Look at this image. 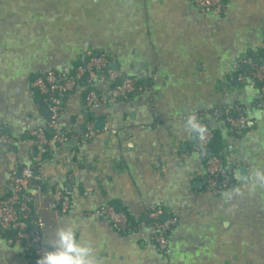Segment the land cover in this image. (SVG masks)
Segmentation results:
<instances>
[{
	"label": "crops",
	"instance_id": "obj_1",
	"mask_svg": "<svg viewBox=\"0 0 264 264\" xmlns=\"http://www.w3.org/2000/svg\"><path fill=\"white\" fill-rule=\"evenodd\" d=\"M223 2L215 16L194 0H0V130L14 140L0 142V198L31 165L30 131L50 119L32 79L50 70L67 76L98 51L140 82V90L114 102L89 105L82 85L60 99L56 126L69 140L42 162L41 186L27 187L48 251L58 230L71 227L94 264H264V107L251 76L241 83L233 68L264 47V0ZM98 89L108 97L109 83L98 81ZM235 104L250 115L241 137L221 119H207L234 177L214 196L196 131L181 117ZM62 192L70 194L65 211ZM109 204L135 226L120 233L97 215ZM156 207L175 218L167 256L153 241L149 213ZM40 260L0 228V264Z\"/></svg>",
	"mask_w": 264,
	"mask_h": 264
},
{
	"label": "built area",
	"instance_id": "obj_2",
	"mask_svg": "<svg viewBox=\"0 0 264 264\" xmlns=\"http://www.w3.org/2000/svg\"><path fill=\"white\" fill-rule=\"evenodd\" d=\"M194 3L202 13L215 16L220 15L224 8L223 0H194ZM243 62H245L244 57L234 61V70L237 71ZM99 71H101V74H98ZM246 77L238 74L241 83L246 82ZM81 79H84L83 81L87 84H90L92 80L107 83L119 81L113 88L109 89L107 98L101 97L94 89L89 90L85 97L89 105L106 101L114 102L141 89L140 82L137 79L126 77L120 71L111 67L103 54L92 55L91 52L88 54L85 64L83 66L77 65L67 76H62L50 70L32 79L31 85L44 97L48 104L50 119L44 126H38L30 131V137L38 148L31 157V165L22 167L19 171V177L13 179L12 194L8 197L0 198V228L13 230L15 232L14 241L20 244L25 252L34 248L33 255L37 259H41L48 252V249L36 221L34 227H31L28 223L27 216L30 211V200L29 196L26 195L27 187L31 179L34 178V165L40 163V154L46 151L47 146L65 140V137L62 136L56 126L61 110L60 99L63 95L72 91ZM251 79L259 90L261 99L258 106L262 108L264 107V63L254 67ZM181 118L188 122L192 120L195 125V149L205 164V185L212 195L223 194L224 191L233 185L234 177L232 170L227 165L226 145L223 140V147L218 153L206 154L209 151V143L214 137L213 129L208 125L207 119H221L230 135H240L249 125L250 115L245 107L234 105L232 107L220 106L208 111H197L183 115ZM47 126H52L55 130L51 138L45 135L44 130ZM88 131L89 135L93 134L90 127H88ZM0 142L11 145L14 140L0 130ZM35 179L37 181L41 180L38 176H35ZM69 195L68 192H62L60 195L63 211L67 209ZM96 213L109 219L116 230H119L127 221L126 216L115 211L111 205L100 207ZM162 215H164V211L159 207L153 208L149 213L155 231L153 241L157 245L158 251L162 255L167 256L171 253L170 230L175 224V218L162 219Z\"/></svg>",
	"mask_w": 264,
	"mask_h": 264
},
{
	"label": "trees",
	"instance_id": "obj_3",
	"mask_svg": "<svg viewBox=\"0 0 264 264\" xmlns=\"http://www.w3.org/2000/svg\"><path fill=\"white\" fill-rule=\"evenodd\" d=\"M91 54L92 55H99V54H102L101 52H98V51H91ZM108 63L110 62L108 60V58L106 57ZM245 62H243L239 69L235 72L236 74H240L242 76H251L252 75V72H253V69L255 66L263 63L264 61V47L262 48H259L257 50H251V51H247L245 53ZM86 62V61H85ZM85 63L83 64H79V65H84ZM110 64V63H109ZM111 66V64H110ZM112 67V66H111ZM98 74H101V71L98 72ZM84 79H81L80 81H78L77 83V86H83L85 87L86 91H85V97H86V94L89 90H92L94 89L96 92L99 91L98 89V81L97 80H92L90 84H87L85 81H83ZM119 81H116V82H112V83H109V88H113ZM64 96V95H63ZM62 96V97H63ZM61 97V98H62ZM235 105H240V106H243L241 104H235ZM244 107V106H243ZM247 110V109H246ZM248 113V111H247ZM249 114V113H248ZM247 130H249V127L247 126L246 127V130L240 134V135H231L233 136L234 138H239L241 137ZM45 135L48 137V138H51L53 135H54V129L52 126H47L45 128ZM62 131V130H61ZM60 131V133H62ZM213 132H214V137L213 139L210 141L209 143V151H207V155L209 154H216L218 153L221 148L223 147V142H222V138H221V135H220V132L217 131L216 129H213ZM65 138H66V141L69 140V136L66 132H64L62 134ZM34 141V140H33ZM55 144H59V142H55L53 143L51 146H47L46 147V151L45 152H42L40 154V163L38 164H35L34 167H33V170H34V178L31 179L30 183H29V188H39L41 186V183L39 181H37L35 179V176H38L37 172H38V169L40 168L42 162L45 160V159H49L51 157V152H53V145ZM37 148L38 146L37 145H33V152L35 153L37 151ZM226 153H227V149H226ZM22 169V168H21ZM234 182V180H233ZM29 193L30 192H26V195L29 196ZM12 194V191H8L6 195H4L3 197H8ZM112 206V208L119 212V213H122L126 216L127 218V221L126 223L119 229L117 230L118 232L120 233H125L127 231H129L132 227L135 226V224H132L129 220V215L123 211V210H120V209H116L115 206L113 204H109ZM29 207H30V204H29ZM27 220H28V223L30 224L31 227H34L35 226V220L33 219V214L31 212V207H30V211L28 212V216H27ZM150 224H152V221H150ZM4 233H6L8 236L10 237H13L14 238V235H15V232L13 230H4ZM33 251H34V248H31L30 251L26 252V255L31 258V260H34V255H33Z\"/></svg>",
	"mask_w": 264,
	"mask_h": 264
},
{
	"label": "clouds",
	"instance_id": "obj_4",
	"mask_svg": "<svg viewBox=\"0 0 264 264\" xmlns=\"http://www.w3.org/2000/svg\"><path fill=\"white\" fill-rule=\"evenodd\" d=\"M40 264H94V257L89 247L76 241L73 229L65 227L58 230L53 249L43 255Z\"/></svg>",
	"mask_w": 264,
	"mask_h": 264
},
{
	"label": "water",
	"instance_id": "obj_5",
	"mask_svg": "<svg viewBox=\"0 0 264 264\" xmlns=\"http://www.w3.org/2000/svg\"><path fill=\"white\" fill-rule=\"evenodd\" d=\"M263 63H264V61H263ZM233 80H234V79H233ZM235 80H236V79H235ZM249 124H250V122H249ZM235 175H236L239 179H243V178H244V170H243V168H237V169L235 170ZM161 218H162V219H165V218H166V215H162Z\"/></svg>",
	"mask_w": 264,
	"mask_h": 264
}]
</instances>
